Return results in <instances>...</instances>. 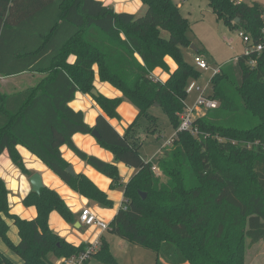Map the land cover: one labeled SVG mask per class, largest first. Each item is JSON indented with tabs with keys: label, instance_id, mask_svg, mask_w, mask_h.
I'll use <instances>...</instances> for the list:
<instances>
[{
	"label": "trees",
	"instance_id": "trees-1",
	"mask_svg": "<svg viewBox=\"0 0 264 264\" xmlns=\"http://www.w3.org/2000/svg\"><path fill=\"white\" fill-rule=\"evenodd\" d=\"M142 1L147 6L143 14L116 11L102 0H0V76L44 75L35 85L0 90V155L8 150L14 163L29 173L18 149L25 146L72 188L110 207L113 201L105 191L87 176L67 171L70 164L61 151L68 145L109 176L112 187L119 186L115 163L86 153L73 141L76 133L96 128L99 143L116 161L137 169L124 186L125 202L110 223L111 232L155 251V264H245L247 242L264 240V51L222 64L211 79V96L219 106L194 121L197 134L178 130L180 114L188 108L189 83L200 76L181 49L192 42L190 22L174 0ZM209 4L232 29L260 40L264 10L258 3ZM168 56L177 64L172 72ZM158 67L170 72L166 81L154 77ZM96 73L123 97L93 94ZM78 92L92 94L110 117L120 116L123 99L139 113L124 134L103 114L92 126L82 110L71 106ZM156 103L176 134L172 144L146 161L138 134L143 119L148 121L146 131L158 132L157 117L150 112ZM8 194L0 176V236L23 264H54L52 255L69 257L88 245L69 242L50 227L54 210L68 222L76 221L56 190L44 186L25 197L26 205L37 207L33 219L12 213ZM6 218L18 227L19 243L9 236ZM93 257L118 264L105 239ZM0 264L16 263L0 251Z\"/></svg>",
	"mask_w": 264,
	"mask_h": 264
},
{
	"label": "crops",
	"instance_id": "crops-1",
	"mask_svg": "<svg viewBox=\"0 0 264 264\" xmlns=\"http://www.w3.org/2000/svg\"><path fill=\"white\" fill-rule=\"evenodd\" d=\"M102 1L106 5L114 7L115 10L119 12L128 11L132 13H144L143 11H146V5L142 0ZM178 4L180 5V3ZM70 59L71 61L75 60V56L71 57ZM166 60L170 65V71H174L177 67V64L173 58L168 56ZM95 68L97 71V67ZM153 75L159 80L166 81L170 77V72L158 67L153 71ZM213 76L214 75H212V77ZM94 84L98 93L110 98L123 97V93L118 88L109 82L101 81L98 73H96ZM71 106L75 110H82L85 113L86 122L92 126L96 124L97 118L100 114L105 115L111 124L121 134L126 132L130 124L136 119L139 113V109L132 102L127 99H123L122 103L118 107L120 116L110 117L97 103L92 94L83 92L77 93L76 98L71 102ZM145 125H147V123ZM144 131L145 132H142L140 128L138 136L141 142L144 140L143 137L146 136V129H144ZM73 141L81 150L85 151L86 153L95 155L107 162L115 163L118 166L121 176V184L117 187H112V179L109 176L102 173L94 166L79 157L77 153L68 145L65 144L61 147L62 155L69 162V164L73 166L75 175L83 174L87 176L95 183V185L107 193L109 199L113 201V206H105L100 202L81 194L72 188L68 183H66L58 174L51 170L29 149H27L25 146L19 145L18 149L26 168L29 170V173L23 172L22 169L14 163L8 150H5L0 155V176L4 178L8 186V199L11 212L18 214L25 219H33L37 216V207L35 205H26L24 203V199L31 191H33L30 177L35 173H40L44 186L56 190L64 198L67 205L76 215L75 222H68L57 210H54L49 216L50 227L61 237L66 238L69 242H72L76 245H80L82 243H93L95 241L101 242L103 239H105L110 244L109 237L113 235V232H111L110 229L103 230L97 226H91L90 229L86 231L81 229L84 225L80 221L81 210L84 207H90L97 216L104 219L108 223H111L125 202L124 186L137 172V169L133 166L127 165L124 162H117L114 153L111 150L103 147L99 143V140L92 133L78 132L73 136ZM166 146L168 145L165 143L160 149L157 148L153 158L160 154L163 151V148ZM141 149L142 143L140 152ZM142 157L146 161L153 159L145 158L143 155ZM6 220L10 225L9 236L14 243H19L20 235L18 227L15 225L12 219L6 218ZM78 222L80 224H78ZM0 251L4 252L16 264H23L22 258L7 246V244L2 240L1 236ZM93 258H91L85 264H89ZM51 259L54 264H59L60 259L56 258L54 255L51 256Z\"/></svg>",
	"mask_w": 264,
	"mask_h": 264
},
{
	"label": "rangeland",
	"instance_id": "rangeland-1",
	"mask_svg": "<svg viewBox=\"0 0 264 264\" xmlns=\"http://www.w3.org/2000/svg\"><path fill=\"white\" fill-rule=\"evenodd\" d=\"M174 1L180 3L182 14L190 22V28L187 34L192 42L190 46L181 47L182 53L184 58L200 71V76L192 79L189 83V87L195 82L198 86L204 89L206 94H213L211 79L212 75L215 74V69L226 62L238 59L240 55L244 54L246 43L239 35L238 29H232L223 20L218 19L209 4V0ZM236 1H242L248 4L256 2L264 10V0ZM143 12L145 13L146 11L144 10ZM137 14L143 13L141 12ZM162 34L166 38L170 37V33L167 30H163ZM193 46L201 51V53H199ZM198 55L205 56L204 58L209 64L208 68L200 69L197 67L196 57ZM43 76V74L31 72H24L9 77L0 76V90L11 92L30 85H35ZM199 94L200 93L196 90L188 91V109L195 107ZM208 111L209 109L206 108L200 110L197 109L195 111L196 119L205 117ZM150 112L157 117L158 132L153 134V132L150 133L146 131V136L143 137L144 140L142 141L141 155L148 159H152L156 149H160L176 133V129L171 124L168 115L162 107L153 106ZM147 122L146 119L141 121L142 132H145L144 126H148L145 125ZM149 129H153L152 124ZM155 171L160 173L159 169H156ZM90 227L91 225H83L81 229L86 231L89 230ZM109 241L111 251L118 264H155L157 256L155 251L130 242L114 233L109 237ZM89 264L115 263H105L93 258ZM245 264H264V240L254 244L249 241L247 242Z\"/></svg>",
	"mask_w": 264,
	"mask_h": 264
},
{
	"label": "built area",
	"instance_id": "built-area-1",
	"mask_svg": "<svg viewBox=\"0 0 264 264\" xmlns=\"http://www.w3.org/2000/svg\"><path fill=\"white\" fill-rule=\"evenodd\" d=\"M262 17L264 18V12ZM239 35L242 37L246 43V49L243 55L252 56L253 53H262L264 51V27L262 28L261 37L258 42H256L252 35L245 32L244 30H239ZM237 58V57H236ZM249 63L254 65L256 60L251 58ZM196 65L200 69H206L209 67L208 61L201 55L196 57ZM221 66L215 69V74L220 71ZM214 74V75H215ZM196 90L200 94L198 96L195 107L191 109H186L182 114H180L181 124L178 130H189L194 134L198 133V129L194 126V121L196 120L195 111L198 109L206 108L212 109L219 106V101L211 96V94H206L202 87L198 86L193 82L188 91ZM175 136V135H174ZM174 136L166 142V145L172 144ZM157 169L156 167L154 168ZM80 221L84 225L97 226L103 230L110 229V223L104 219L97 216L90 207H84L80 213ZM100 241H95L93 243H88L86 248L78 254L71 255L69 257H63L60 259L59 264H85L93 254L99 249Z\"/></svg>",
	"mask_w": 264,
	"mask_h": 264
},
{
	"label": "water",
	"instance_id": "water-1",
	"mask_svg": "<svg viewBox=\"0 0 264 264\" xmlns=\"http://www.w3.org/2000/svg\"><path fill=\"white\" fill-rule=\"evenodd\" d=\"M196 50H198L195 46H193ZM92 93L95 94V95H98V91L96 88H93L92 90ZM154 106H159L157 103L154 105ZM92 134L97 138V139H100L101 135H100V132L98 131V129H94ZM67 171L69 173H71L72 175H75V171L73 169V166L72 165H69L68 168H67ZM30 182L32 184V188H33V191L37 192V193H40L42 188L44 187V183H43V179H42V176L40 173H35L33 174L31 177H30ZM142 195L143 197L145 198L147 196V194L145 192H142ZM78 224H80L78 222Z\"/></svg>",
	"mask_w": 264,
	"mask_h": 264
}]
</instances>
